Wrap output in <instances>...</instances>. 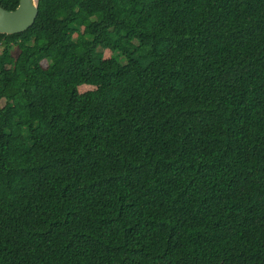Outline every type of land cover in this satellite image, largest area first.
Listing matches in <instances>:
<instances>
[{"label":"trees","instance_id":"obj_1","mask_svg":"<svg viewBox=\"0 0 264 264\" xmlns=\"http://www.w3.org/2000/svg\"><path fill=\"white\" fill-rule=\"evenodd\" d=\"M0 264H264V0H39L0 34Z\"/></svg>","mask_w":264,"mask_h":264},{"label":"water","instance_id":"obj_2","mask_svg":"<svg viewBox=\"0 0 264 264\" xmlns=\"http://www.w3.org/2000/svg\"><path fill=\"white\" fill-rule=\"evenodd\" d=\"M39 0H19L17 6L7 10L0 6V34H13L30 27L38 14Z\"/></svg>","mask_w":264,"mask_h":264},{"label":"rangeland","instance_id":"obj_3","mask_svg":"<svg viewBox=\"0 0 264 264\" xmlns=\"http://www.w3.org/2000/svg\"><path fill=\"white\" fill-rule=\"evenodd\" d=\"M17 52H18L17 48L14 47V49L12 50L13 55H16ZM107 55H108V51H104V56H107ZM89 89H92V86H81V87H79V90L81 92L86 91V90H89ZM19 141H20V138H17V140H15L14 143H18Z\"/></svg>","mask_w":264,"mask_h":264}]
</instances>
